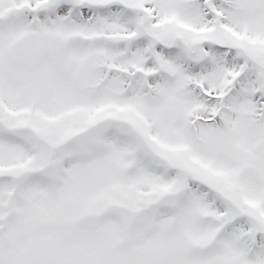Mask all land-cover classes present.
<instances>
[{
  "label": "snow or ice",
  "instance_id": "obj_1",
  "mask_svg": "<svg viewBox=\"0 0 264 264\" xmlns=\"http://www.w3.org/2000/svg\"><path fill=\"white\" fill-rule=\"evenodd\" d=\"M0 264H264V0H0Z\"/></svg>",
  "mask_w": 264,
  "mask_h": 264
}]
</instances>
